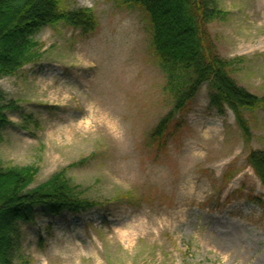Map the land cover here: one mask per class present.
I'll return each instance as SVG.
<instances>
[{
    "label": "rangeland",
    "instance_id": "obj_1",
    "mask_svg": "<svg viewBox=\"0 0 264 264\" xmlns=\"http://www.w3.org/2000/svg\"><path fill=\"white\" fill-rule=\"evenodd\" d=\"M93 12L85 32L66 23L36 37L39 57L0 90L19 110L0 130L3 167L38 168L35 186L66 171L98 207L19 222L15 264H264V186L248 163L264 151V106H211L204 84L166 146L149 140L173 110L151 49L148 16L120 0H66ZM209 25L235 82L264 99V0H217ZM176 30L172 29L171 33Z\"/></svg>",
    "mask_w": 264,
    "mask_h": 264
},
{
    "label": "trees",
    "instance_id": "obj_2",
    "mask_svg": "<svg viewBox=\"0 0 264 264\" xmlns=\"http://www.w3.org/2000/svg\"><path fill=\"white\" fill-rule=\"evenodd\" d=\"M120 1L148 16L151 49L167 77L165 91L175 100L173 110L152 132L151 145L166 146L180 127L178 116L206 83L214 90L211 106L220 113L231 110L244 140L250 142L252 131L245 111L264 106V99L235 82L230 62L216 49L208 27L221 14L217 0ZM60 23L85 32L97 26L91 10H67L66 0H0V79L14 76L34 63L41 48L37 35ZM172 29L176 32L171 33ZM18 110V105L8 101L0 90V130L10 125L9 113ZM247 160L264 186V151H252ZM38 173L34 166L5 168L0 157V264H15L18 224L34 221L39 208L60 216L66 212L79 215L98 207L68 178L66 171L34 187Z\"/></svg>",
    "mask_w": 264,
    "mask_h": 264
},
{
    "label": "bare ground",
    "instance_id": "obj_3",
    "mask_svg": "<svg viewBox=\"0 0 264 264\" xmlns=\"http://www.w3.org/2000/svg\"><path fill=\"white\" fill-rule=\"evenodd\" d=\"M3 20H4V21H6V19H5V18H3Z\"/></svg>",
    "mask_w": 264,
    "mask_h": 264
}]
</instances>
